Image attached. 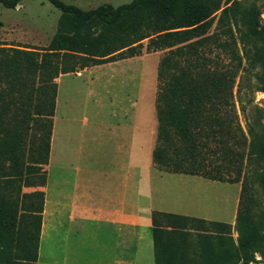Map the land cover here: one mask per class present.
<instances>
[{"label":"trees","instance_id":"1","mask_svg":"<svg viewBox=\"0 0 264 264\" xmlns=\"http://www.w3.org/2000/svg\"><path fill=\"white\" fill-rule=\"evenodd\" d=\"M21 1L0 3L13 9ZM48 1L62 14L46 49L0 46V264L37 263L44 200L22 188L47 183L56 79L139 56L144 49L167 50L157 73L154 167L229 184L241 181L237 240L220 237L212 257L214 264H256L264 247V220L255 221L253 160L264 158V121L256 105L248 113L241 83L252 76L254 92H264V22L257 6L237 0H134L83 11ZM260 176L264 190V172ZM16 195L32 198L34 205L22 240L15 233ZM152 222L155 264H196V256L201 258L189 248L183 251L178 229L184 223L221 232L231 228L159 211Z\"/></svg>","mask_w":264,"mask_h":264},{"label":"rangeland","instance_id":"2","mask_svg":"<svg viewBox=\"0 0 264 264\" xmlns=\"http://www.w3.org/2000/svg\"><path fill=\"white\" fill-rule=\"evenodd\" d=\"M60 1L83 11H90L103 5L118 8L134 0ZM237 1L255 4L264 22V0ZM222 7L223 9L226 7L224 3ZM221 11L214 14L216 21ZM61 14V11L48 0H22L13 9L6 8L0 3V46L29 50L36 48L39 51L46 49L56 34ZM146 44L147 42L144 46ZM166 53L167 50L147 53L144 49L139 56L93 66L87 70L61 75L56 79V108L53 117L49 165H47L55 180L59 166L77 165L83 169L81 177L86 179L90 187L106 185L104 180L96 177L100 175V172L115 168L117 162L121 161L120 148L123 146L129 152L131 181L139 171L142 178L147 177V180L151 182L162 184L159 187L161 190L173 189V186L166 187L172 181H162L157 178L155 172L157 168H154L152 163L158 125L157 73L160 60ZM254 83L255 79L252 76L242 81L241 87L244 93L242 100L248 113H251L254 105L262 110L263 115L260 120L262 123L264 92H254L256 88ZM238 84L239 78L236 79L235 95ZM251 98L254 100L253 104L250 103ZM237 107L239 109V103ZM239 114L240 122L246 128L247 119L240 111ZM253 161V168L257 175L255 185L258 190L253 196L258 205L252 206L254 212L256 211V221L261 218L264 220V190L259 188L263 182L260 174L264 172V158L256 156ZM47 166L44 167L45 170ZM157 171L160 170L157 169ZM112 178L114 180L116 176ZM194 181L197 183L204 181L202 187L208 191L210 197L203 198L198 205L205 210V217L213 219L191 218L220 223L231 228L227 232H221L205 224H195L192 228L184 223L178 229V238L181 240L185 253L186 248H189L201 254V258L196 256V264H214L212 253L219 248L220 237L231 236L234 241L237 240L238 234L235 227L242 182L229 184L207 179ZM41 191L42 187L33 183L29 187L22 188V193L29 194L36 200L42 199ZM16 200L17 204L13 213L17 224L15 233L16 238L22 240L24 230H27L31 224L30 213L34 205L32 198H22L20 195L19 200L18 197ZM179 205L183 208L191 207L186 203ZM160 206L165 208L164 205ZM148 207H151V204H141L142 209ZM233 208H235L234 219ZM179 210L188 212L186 209ZM106 233L107 231L103 229L101 236L87 237L86 233L80 232L77 237L66 239L61 233L58 236L55 232H48L40 243L38 264H94L97 260L107 261L110 258L109 253L114 239L103 235ZM149 251L146 248L142 262L155 264L154 254ZM64 257L66 261L63 263ZM256 259V264H264V247L256 253Z\"/></svg>","mask_w":264,"mask_h":264},{"label":"crops","instance_id":"3","mask_svg":"<svg viewBox=\"0 0 264 264\" xmlns=\"http://www.w3.org/2000/svg\"><path fill=\"white\" fill-rule=\"evenodd\" d=\"M120 151L121 161L117 162L115 168L100 172L96 177L106 183H101L103 185L97 188L86 183V179L81 177L83 169L77 165L59 166L56 180L47 166V183L41 191L44 210L40 243L48 232H55L58 236L61 233L62 237L71 239L80 232L86 233L87 237H99L104 229L107 233L103 235L114 239L110 258L107 261L97 260L94 264H148L142 261L146 248L154 254L153 212L213 219L205 217V210L198 205L200 200L210 197L202 187L204 181L201 180L204 178L171 174L152 168L160 180L172 181L166 187L173 186V189L161 190L159 187L162 184L151 182L147 177L142 178L139 171L131 181L129 152L123 146ZM114 176L116 178L113 180ZM145 203L151 204V207L142 209L141 204ZM185 203L191 207L183 208L179 205ZM85 227L94 229L87 230ZM38 261L39 252L36 264Z\"/></svg>","mask_w":264,"mask_h":264}]
</instances>
